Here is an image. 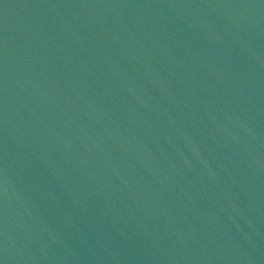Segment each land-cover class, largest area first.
Listing matches in <instances>:
<instances>
[{"label": "water", "instance_id": "1", "mask_svg": "<svg viewBox=\"0 0 264 264\" xmlns=\"http://www.w3.org/2000/svg\"><path fill=\"white\" fill-rule=\"evenodd\" d=\"M0 264H264V0H0Z\"/></svg>", "mask_w": 264, "mask_h": 264}]
</instances>
